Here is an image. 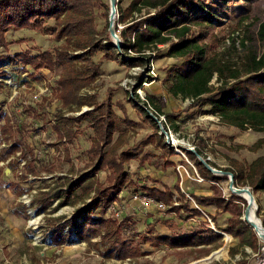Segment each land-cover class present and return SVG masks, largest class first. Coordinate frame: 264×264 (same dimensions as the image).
<instances>
[{
  "label": "trees",
  "instance_id": "1",
  "mask_svg": "<svg viewBox=\"0 0 264 264\" xmlns=\"http://www.w3.org/2000/svg\"><path fill=\"white\" fill-rule=\"evenodd\" d=\"M230 1L232 0H219L209 7L202 0H118L115 29L122 41L120 52L110 34V0H0V45L8 47L7 33L11 29L23 28L38 30L52 35L58 41H64L54 49L37 52L26 50L13 55L1 54L0 62L6 61L5 59L10 63L19 62L23 67H31L35 73L44 68L60 66L62 73L58 84L63 104L72 108L74 104L81 106L88 103L93 107L79 116L60 115L59 125H62L66 132L60 133V136L72 141L74 132L71 127L75 123L88 120L94 131L93 143L88 153L94 158L97 157L91 173L103 169L111 171L107 180L96 188L91 181L92 177L83 175L76 180L65 182L59 188L39 192L35 200L39 213L49 210L56 200L57 206L51 208L54 212L64 205L83 203L82 208L71 217L47 218L53 245L63 246L78 239L92 241L100 235L104 244L101 253L108 258L125 260L143 256V244L152 239L171 248H185L209 245L222 238L207 219L201 229H191L181 234H159L151 238L139 230L133 216H126L121 222L107 216L109 207L119 199L129 181L127 163L139 158L142 148L148 145L159 146L163 150L164 167L172 164L170 158L178 153L175 147L166 141L159 125L146 109L135 103L133 104L143 111L145 118L153 125L154 132L121 149L126 138L122 126L125 123H134L127 117L118 116L110 108V103H98L96 95H82L81 91L100 75L103 60L134 67L144 64L147 59L157 57L154 53L156 50L160 52V56L185 59L186 67L172 66L164 78V86L170 95L192 99L191 108L209 106L206 111L220 115L226 123L243 129L251 127L264 133V51L258 54L251 50L235 59L227 56L231 54V50L236 49L235 38L229 49L221 53L215 49L218 42H201V39L209 36L218 41L219 36L210 31V28L220 27L226 22L222 16L230 15ZM125 2H128V5H125ZM235 7L238 15H241L237 26L233 27L236 32L238 26L249 19L250 5L239 4ZM99 15L106 20L102 29L97 23ZM195 26H200V32L203 33H196ZM257 36L264 44V21L257 30ZM164 45L169 46L167 49L161 48ZM78 50L82 52L74 53ZM98 53H103L102 60L96 62L94 57ZM5 73L1 62L0 94L4 90L5 81L2 76ZM215 75L218 84L211 83ZM147 103H152L157 115L164 114L167 121L177 127L176 121L182 115L179 112H165L163 97L149 93ZM12 121L8 111L0 104V142L7 143L0 149V164L7 162L8 166L16 168L24 159L27 174L31 173L37 177L41 170H38L35 163L34 145L27 143L20 131L15 132ZM56 128L60 129L58 126ZM117 132L119 135L115 138ZM205 145L197 146L196 151L200 155L204 153L202 146ZM251 149H264V135ZM182 153L194 162L203 178L213 181L222 179L209 170L195 152L182 147ZM150 155L151 153H144L140 156L141 162L149 160ZM8 166H0V175L6 172L4 170H7ZM228 170L234 174L236 186L248 185L254 193L264 192V153L247 166L236 161ZM46 171L54 170L47 167ZM0 177V187L6 184L18 196L26 191L20 181L4 180ZM22 177L28 180L27 176ZM176 187L181 198L179 204H175L173 200L177 194L168 187L163 190L144 186L145 191L140 193L164 200L169 204V212L179 214L185 220L196 216L204 217L207 211L201 207L215 206L223 212H229L232 216L224 229L237 237L242 246L248 245L259 252V236L256 230L246 219L241 218L248 205L247 199L234 193L226 199L222 189L214 186V191L210 194L189 193L193 202L184 188L185 191L179 184ZM87 198L91 200L88 202ZM237 201L242 202L243 206ZM18 205L23 210L22 213L28 216L24 203L19 202ZM258 215L264 226V212L261 213L259 209ZM176 226L170 224L172 229ZM150 227L152 232L155 225Z\"/></svg>",
  "mask_w": 264,
  "mask_h": 264
},
{
  "label": "rangeland",
  "instance_id": "2",
  "mask_svg": "<svg viewBox=\"0 0 264 264\" xmlns=\"http://www.w3.org/2000/svg\"><path fill=\"white\" fill-rule=\"evenodd\" d=\"M202 1L206 2L209 7L213 2H219V0ZM247 3L250 5V17L239 25L235 32L233 27L237 26L241 18L235 6ZM125 5H128V2H125ZM228 6L230 15L223 14L222 16L226 22L220 27L210 28V31L219 36L218 41L209 36L201 39V42H218L215 49L216 52L221 53L229 49L235 38L236 49L231 50V54L227 56L237 59L251 50L262 54L264 44L259 40L257 30L264 21V0H232ZM97 23L102 29L106 20L99 15ZM200 28V26H195L194 31L199 34L203 33V31L200 32ZM116 32L118 33L117 30ZM7 40L8 47L0 45V55H13L26 50L44 51L54 49L64 43V41L56 40L52 35L29 28L11 29L7 33ZM168 46L164 45L161 48L167 49ZM119 50L122 52V48ZM81 52L78 50L74 53L80 54ZM154 53L157 57L147 59L144 64L134 67L103 60L100 75L90 86L81 91L82 95H96L98 103H110V108L118 116L127 117L134 123L123 124L122 132L126 133V138L121 149L135 144L154 132L151 122L133 103L142 108L146 107L149 114L153 113L154 117L161 121L162 126L152 117L159 125L160 132L164 134L166 141L176 146L175 150L178 154L170 158L172 164L166 167L163 162V150L159 146L148 145L142 148L140 156L144 153H151L150 159L143 163L139 156L127 163L129 181L119 195V199L113 202L118 204L119 216L110 209L107 212V216L117 222H121L126 216H133L139 230L151 238L159 234H181L191 229H201L205 226L206 221L204 220L208 218L196 216L188 220L182 219L181 215L168 211L169 204L164 200L166 208L163 211L141 209L140 204L132 200V196L136 192L145 191L144 186L163 190L166 187L171 188L177 194L173 197L175 204L181 201L177 184L190 194H210L213 193L214 186L222 189L226 199L230 198L233 193L227 175H218L222 179L216 181L205 178L203 181L195 179L199 172L194 162L186 154H182V147L195 151L197 146L206 144L202 146L204 153L201 157L211 161L213 165L208 163L214 168L223 171H229L228 169L236 161L247 166L264 153V149L258 151L251 149V146L264 135L262 131L251 127L243 129L226 123L220 115L208 113L206 110L209 106L191 108L192 99L170 95L164 86V78L172 66L186 67L185 59L160 56V52L156 50ZM102 54L98 53L94 57L96 62L102 60ZM5 60L1 61L6 73L2 76L5 85L0 94V104L13 119L15 132L20 131V135L24 134L25 141L34 145L35 163L41 173L37 177L31 173L27 174L24 159L16 168L8 166L7 162L0 164V166H8L7 170H4L6 172L0 175L4 180L16 179L26 188V191L18 196L6 184L0 187V264H264V242L260 235L259 252L254 251L248 245L242 246L237 237L224 229L228 226L232 214L223 212L215 206L201 207L212 219V222L208 220L210 226L222 235L218 242L209 245L171 248L164 243H156L152 239L143 244L142 250L145 253L143 256L125 260L105 257L101 253L104 244L100 235L94 237L92 241L78 239L63 246L53 245L51 234L48 231L47 218L71 217L82 208L83 203L64 205L54 212L51 208L57 206L58 201L56 200L49 210L39 213L35 201L39 192L59 188L65 182L76 180L83 175H90L93 186L96 188L107 180L111 171L103 169L91 173L97 157L94 158L88 153L94 136L88 120L75 123L71 127L74 132L72 141L60 136V133L66 134L65 128L59 125L60 115L79 116L93 108L88 103H83L81 106L74 104L72 108L63 104L59 95L61 88L58 84L62 68L60 66L44 68L35 73L31 67H23L19 62L10 63L8 59ZM211 83L218 84L216 75ZM149 93L163 97L165 112L181 113L182 116L176 121L177 127L168 122L164 114L157 115L154 112V105L147 103ZM57 126L60 129L56 128ZM118 135L117 132L115 138ZM6 145L5 141L0 142V149ZM47 167H52L54 171H46ZM22 176H27L28 180ZM254 196L258 206V215L259 209L261 213L264 212V192L257 191ZM90 200L87 198L88 202ZM19 202L24 203L28 216L22 213ZM237 203L243 206L242 202L237 201ZM16 207L24 217L14 214L13 210ZM259 218L261 219L260 216ZM170 224L177 226L172 229ZM151 225H155L152 232H150Z\"/></svg>",
  "mask_w": 264,
  "mask_h": 264
},
{
  "label": "water",
  "instance_id": "3",
  "mask_svg": "<svg viewBox=\"0 0 264 264\" xmlns=\"http://www.w3.org/2000/svg\"><path fill=\"white\" fill-rule=\"evenodd\" d=\"M117 2L118 0H110V8H111V12H110V34H111V37L113 39V43L121 48L122 47V41H121V38L120 36L118 35V33L116 32V29H115V23H116V17H117ZM145 109H147L146 107H144ZM150 115L158 121V123L160 124V120H158L157 117H154V114L153 113H150ZM160 126H162L160 124ZM188 149V148H187ZM189 151H193L197 154L198 158L204 163V165L209 169L211 170L214 174L216 175H227L229 176V183H230V189L231 191L234 193V194H237V190H236V187H239V186H236L235 185V181H234V174L230 171H223V170H218L216 168H214L212 165H210L208 163V161L206 159H204L203 157H201V155L195 150L193 149H188ZM239 190H245L246 192H248L250 195H251V198L248 202V205L245 209V212H244V215H243V218L246 219L253 227L254 229L256 230L257 232V228L254 226L253 222L249 221L248 220V215H249V208H250V203L252 204H256V199H255V196H254V193L253 191L251 190V188L249 186H242L241 188H239ZM241 196V195H239ZM244 197V196H242ZM245 198V197H244ZM246 199V198H245ZM248 201V200H247ZM256 209H258V206L256 204ZM261 220V219H260ZM262 222V220H261ZM264 227V226H263ZM258 234V233H257ZM259 236V234H258Z\"/></svg>",
  "mask_w": 264,
  "mask_h": 264
},
{
  "label": "built area",
  "instance_id": "4",
  "mask_svg": "<svg viewBox=\"0 0 264 264\" xmlns=\"http://www.w3.org/2000/svg\"><path fill=\"white\" fill-rule=\"evenodd\" d=\"M160 117L164 118L161 115H160ZM164 120H165V118H164ZM182 154H184V153H182ZM195 179L200 180V181H203L204 180V178L201 177L199 174H198V176ZM183 191H185V190L183 189ZM186 194L194 202V200L191 197V195L189 193H187V192H186ZM132 200L134 202L139 203L140 206H141V209H144V210L156 209L157 211H163L166 208V203L163 200H160L159 198H155V197H152V196L147 195V194H143V193L141 194L139 192H136L132 196ZM109 209L111 211H113L115 213V215H118L119 216L120 210L118 209V204H115V203L111 204V206L109 207ZM204 216H206L208 218V220L210 222H212V219H211V217L208 214H205Z\"/></svg>",
  "mask_w": 264,
  "mask_h": 264
},
{
  "label": "bare ground",
  "instance_id": "5",
  "mask_svg": "<svg viewBox=\"0 0 264 264\" xmlns=\"http://www.w3.org/2000/svg\"><path fill=\"white\" fill-rule=\"evenodd\" d=\"M239 188L241 187H236V190H237V193L241 196L244 195V197L248 200H250L251 198V195L246 192L245 190H239ZM243 194V195H242ZM245 199V200H246ZM257 204V203H256ZM256 204H252L250 203V208H249V215H248V220L253 222L254 226L257 228V233L260 235L261 239L263 240L264 242V227H263V224L259 218V216L257 215V209H256ZM264 257V256H263ZM263 262V260H262ZM262 264V263H260Z\"/></svg>",
  "mask_w": 264,
  "mask_h": 264
},
{
  "label": "crops",
  "instance_id": "6",
  "mask_svg": "<svg viewBox=\"0 0 264 264\" xmlns=\"http://www.w3.org/2000/svg\"><path fill=\"white\" fill-rule=\"evenodd\" d=\"M13 212H14V214H15L16 216H22V217H24V216L22 215V213H20V210H19L18 207L14 208ZM10 225H11V223H10Z\"/></svg>",
  "mask_w": 264,
  "mask_h": 264
}]
</instances>
